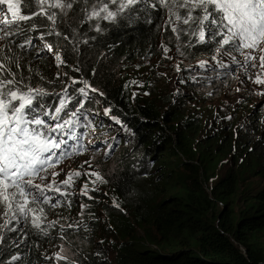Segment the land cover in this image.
I'll return each mask as SVG.
<instances>
[{"label":"trees","instance_id":"1","mask_svg":"<svg viewBox=\"0 0 264 264\" xmlns=\"http://www.w3.org/2000/svg\"><path fill=\"white\" fill-rule=\"evenodd\" d=\"M50 1L72 3L73 18L67 20L46 3L42 12L37 0H19L18 14L31 19L10 24L2 57L7 71L0 79H12L14 74L18 83L9 87L47 92L31 93L34 113L28 118L47 124L53 120L55 125L68 121L55 135L66 140L69 149L85 115L104 125L101 133L112 125L120 130L118 138L125 139V150L115 157L121 182L105 188L112 204L103 202L101 190L94 188L91 204L88 199L62 196V213H75L82 204L87 213L69 230L70 239H81L80 264H264V121L257 126L255 120L237 124L234 115L225 120L222 109L189 116L176 110L179 107L164 110L155 101L135 97L134 87L113 67L150 55L160 40H170L173 12L183 18L189 10L172 0L167 5L137 0L123 9L120 5L126 0ZM104 4L115 15L88 21V13ZM53 14L54 20H49ZM194 14L199 23L192 35L203 31L207 39L215 26L202 20L201 9L191 10L190 16ZM188 44L198 51L207 47L194 45L193 40ZM62 78H71L79 88L64 95L48 94L63 91ZM82 78L86 87L79 83ZM182 79L187 85L186 75ZM188 103L183 94L177 95V105ZM41 111H47L48 118ZM119 117L122 122L115 125ZM74 145L79 150L87 144L78 137ZM99 211L103 220L96 219ZM69 231L63 234L70 235ZM41 235L33 230L18 246L4 245L2 264H41L37 247ZM161 246L167 251L160 252Z\"/></svg>","mask_w":264,"mask_h":264},{"label":"rangeland","instance_id":"2","mask_svg":"<svg viewBox=\"0 0 264 264\" xmlns=\"http://www.w3.org/2000/svg\"><path fill=\"white\" fill-rule=\"evenodd\" d=\"M53 4L55 3L46 0V5L52 10L58 9L60 16L64 15L67 20L73 18L74 13L72 10L52 7ZM0 9L6 11V7L3 5H0ZM94 12L99 14L94 15ZM106 16L107 14L102 9H95L88 13L87 19L93 22L100 18H106ZM8 17H11V13H8ZM184 19H188L187 24L183 23ZM198 23L197 14L191 15L190 18L188 16L180 20H170L168 23L170 31L168 36L170 40L167 41L166 39L162 44L159 41L155 51L151 52L150 55L139 58L133 63L123 61L118 66H113L116 68L115 73L134 87L135 97H143L148 101H155L164 110L179 107L176 110L181 111V113L185 112L186 116H189L190 112L198 114L201 110L214 111L222 108L228 111V113L235 112L236 120L242 123L250 120L252 116L259 112L264 115V97L257 92L258 89L264 88V84H257L255 82L258 77L264 79V68L260 67L259 59L245 60V56L250 50L243 49L242 52L231 50V45L221 47L219 44L212 54L203 53L197 55L193 53L181 41L180 35L184 37L192 35V30L195 29ZM10 28L11 25L6 27L0 25V29H3L0 31V63H2V57L7 53L4 38L7 36L5 33L8 34L10 32ZM173 28L176 30L173 31ZM35 44V49L39 50L40 47L37 43ZM47 52L51 54L48 48ZM252 54L257 57L261 55L258 51ZM191 67H195L197 70L201 68L206 69L204 74L214 77L215 81L205 79L206 82L211 84L210 87H200L199 93L191 91V86H185V82L183 83L182 79L186 75L185 68ZM80 81L84 80L81 79ZM60 82L65 87L72 85V81L69 78H62ZM81 85L85 87L84 84ZM78 88V86H72L70 90ZM34 89L42 90L39 87H35ZM66 91L63 90L60 93V91L53 89L48 94L64 95ZM42 92L43 94L47 93L43 90ZM179 93L183 94L185 99H188L189 103L187 106L182 107L180 104L177 105V95ZM30 113L34 112L29 108L27 115ZM39 114L48 118L47 111H41ZM73 115L76 117V114L73 113ZM80 123L83 128L81 133L82 140L87 144L85 145V149L75 150L76 145L74 143L76 140L71 141L69 143L72 149L70 157H66L53 167L41 171L38 176L33 178L34 183L41 184L42 186L51 184L53 189H60V191H55L45 188V193L51 198V203L37 202L28 205V207L34 210L35 215L41 217L40 225L48 232L47 236L49 239L53 233L55 235H58V232L62 233V237H54L52 244L44 246V253L49 260V264H80L77 260V249L81 245V239H70L73 234L69 230L83 219L84 214H87L84 204L75 213H62L61 210L56 212L52 204L54 198L59 196L56 202L58 208L63 206L62 202L64 199L62 196L68 195H73L77 201L82 200V198L88 199L90 200L89 204H91V200L95 195L90 188H94L101 190L103 202L112 204L110 202V195L105 188L121 182L117 176L120 168L119 165L117 166L115 157L125 150L124 147H121L125 139L124 141L120 139L114 140L116 135H108V131H105L103 134L94 133L100 132L98 130H100L101 126L95 125L88 115L83 120H80ZM46 126H55V122L50 120ZM100 138L102 142L97 146L94 143ZM70 172H79L80 175L73 176L70 183L66 185L62 182L67 179ZM55 173L59 174L55 175ZM92 173H97L98 176L92 175ZM41 177H44V179H41ZM32 191L36 193L37 190L32 189ZM38 199L42 200L43 198L38 197ZM6 211L7 208L0 204V243L5 245L9 244V237L16 236L20 231L24 230L30 223L26 221L33 217L31 213L27 218L17 213L16 218L13 219L11 213L7 216L3 214ZM45 211L47 212L45 213ZM103 218L104 213L99 211L96 219L103 220ZM56 229L57 231H55ZM64 230L69 231L70 235L63 234ZM96 247L94 246V250ZM159 250L162 253L167 251L164 246H161ZM104 258L108 259V257Z\"/></svg>","mask_w":264,"mask_h":264},{"label":"snow or ice","instance_id":"3","mask_svg":"<svg viewBox=\"0 0 264 264\" xmlns=\"http://www.w3.org/2000/svg\"><path fill=\"white\" fill-rule=\"evenodd\" d=\"M111 2L115 4L117 0H111ZM136 2L137 0H126L120 8H126ZM160 2L167 5L168 0H160ZM37 3L41 5L43 12L46 0H37ZM172 3L177 7L188 9L189 18L191 10L201 9L204 12L202 20L209 21L216 27L217 30L212 35L220 37L218 43L221 47L231 45V50L240 52L248 49L250 51L245 56V60L259 59L260 67L264 68V0H172ZM0 5L6 7V11L0 9V25L6 27L15 21L31 19V16L18 14L19 0H0ZM52 7L70 9L72 3L57 2ZM102 11L107 14L106 18L115 15L114 12L108 10L107 4L103 5ZM8 13H11L10 18ZM38 14L40 13H34V15ZM93 14L98 15L99 13L94 12ZM173 15L177 20L181 19L178 13L173 12ZM54 17L55 14L48 16V19L54 20ZM183 23L187 24L188 19H184ZM175 30L173 28V31ZM204 35L201 31V40L204 39ZM256 51L261 53L259 57L252 54ZM56 59L61 58L57 55ZM3 71L7 69L3 63H0V72ZM255 82L264 84V79L258 77ZM17 83L14 74L12 79H0V204L7 208L3 214L7 216L11 213L13 219L16 218L17 213L25 218L31 213L34 217L32 224L39 228L41 217L35 215L34 210L28 205L37 202L51 203V198L46 195L45 188L55 191H60V189H53L51 184L42 186L34 183L33 178L41 171L53 167L72 155V149L66 146L67 141L57 139L55 135L58 129H63L64 124L69 122L65 121L64 124L48 127L42 119H29L27 110L33 102L31 93L41 95L43 92L39 89L22 91L9 87ZM83 91L81 89V92ZM32 125L36 127H31ZM58 174L55 173V175ZM79 175V172H70L62 183L67 185L73 176ZM92 175L98 176L97 173H92ZM32 189H36V193H33ZM38 197L43 199L39 200Z\"/></svg>","mask_w":264,"mask_h":264},{"label":"clouds","instance_id":"4","mask_svg":"<svg viewBox=\"0 0 264 264\" xmlns=\"http://www.w3.org/2000/svg\"><path fill=\"white\" fill-rule=\"evenodd\" d=\"M216 27H210V29L208 30V38L207 39H203V40H201L200 39V35L199 34H194V36L198 39H195L194 38V36L193 35H190V36H186V37H184V38H187V40L186 39H184V38H182V42L185 44V45H187V48H190L191 49V51L193 52V53H196L197 55H201V54H203V53H206V54H212V53H214L215 52V50H216V48L218 47V45H219V43H218V41H219V39H220V37L219 36H215V37H213V35H212V33L213 32H216ZM188 40H193V44L194 45H197V46H199V47H206V49L205 50H200V51H198V50H194L193 48H192V46L191 45H189L188 44ZM164 40H160V42H161V44H162V42H163ZM206 45V46H205ZM211 51H210V50ZM185 70H186V78H187V80H186V82H187V85H190L191 86V91H194V92H197V93H199V89H200V87H210L211 86V84H209L208 82H206L205 81V79H209V80H211V81H215L214 80V77H211V76H206L205 74H204V72H205V70L206 69H204V68H201V69H199V70H197L195 67H191V68H185ZM200 76H202L203 78H199ZM187 85H185V86H187ZM219 109H222V108H219ZM223 110V112L225 113V117H224V119L225 120H230V118H231V116L232 115H234V120H235V122L237 123V124H247V125H249L253 120H255V126H257L258 125V122H263L264 121V115L261 113V112H259V113H257L256 115H254V116H252L251 118H250V120H248V121H246V122H239L238 120H236V113L235 112H232V113H228V111H225L224 109H222ZM214 111H217V109L216 110H214ZM86 116V115H85ZM85 116H84V118H85ZM88 117H89V115H88ZM83 118V119H84ZM90 118V117H89ZM258 118L260 119L259 121H258ZM91 119V118H90ZM91 121H93L92 119H91ZM93 123L95 124V125H97V126H101V128L104 126V125H98V122H94L93 121ZM80 127H81V132H80V135H78V133L75 135L74 134V136H75V140H77V138L79 137V138H81L82 139V136H81V133H82V130H83V128H82V126H81V123H80ZM101 128H100V130H98V131H100V132H94V133H100V134H103L105 131H108L107 133H108V135H110V134H115L116 135V137H115V139L114 140H116V139H120L121 141H123V139H121V138H118V134H119V132H120V130H118V129H116V127H114V126H112V125H110L109 126V129H107V130H104L103 131V133H101ZM109 130H113L111 133H109ZM98 140V139H97ZM96 140V141H97ZM100 140H102L101 138H100ZM102 142V141H101ZM101 142H99V143H101ZM99 143H94V144H96L97 146H98V144ZM123 145V144H122ZM121 145V147H123ZM122 153V152H121ZM59 197V196H58ZM58 197H55L54 198V200L52 201V204L53 205H55V207H54V211H58V210H62L61 208H58V206H57V204H56V202L58 201ZM47 211H45V213H46ZM32 219H33V217L32 218H30V219H28L26 222H30L29 224H28V226L24 229V230H22V231H20L16 236H12V237H9V244H6V245H10V244H13V245H15V246H18L21 242H25L26 240H27V238L29 237V235L30 234H32V231L33 230H35V231H37V232H40L42 235H41V239L43 240L42 241V243H40L39 245H37V247H39V250H40V263L41 264H49L48 262H49V260H48V258L45 256V253H44V246L45 245H47V244H52L53 243V238L56 236L54 233L52 234V236H51V238L49 239L48 238V232L45 230V229H43L44 227L42 226V225H40V227L38 228V227H36L35 225H33L32 224ZM16 232H17V230H16ZM5 244H3V243H0V250L3 248V246H4ZM77 260L79 261V259H78V257H77ZM79 263H80V261H79ZM0 264H2V262L0 261ZM65 264V263H64ZM70 264H73V263H70Z\"/></svg>","mask_w":264,"mask_h":264},{"label":"bare ground","instance_id":"5","mask_svg":"<svg viewBox=\"0 0 264 264\" xmlns=\"http://www.w3.org/2000/svg\"><path fill=\"white\" fill-rule=\"evenodd\" d=\"M70 80H71V78H70ZM81 80V79H80ZM79 80V83L80 84H84V86L86 87L87 86V83H86V80L84 79V78H82V80H84V81H80ZM72 81V85L70 86V87H65V86H62V90H70V88L73 86H78V84L76 83V82H74L73 80H71ZM257 92L259 93V94H261L263 97H264V88H261V89H258L257 90ZM99 96H101V97H103L104 98V96L102 95V94H98ZM99 102V99L96 101V102H94V106L96 105V103H98ZM93 106V107H94ZM122 121H121V118L119 117V118H117V120H116V122H115V125H118V124H120Z\"/></svg>","mask_w":264,"mask_h":264}]
</instances>
